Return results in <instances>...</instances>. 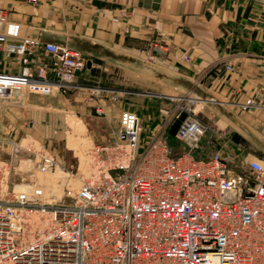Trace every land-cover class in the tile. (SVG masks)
Here are the masks:
<instances>
[{
	"label": "built area",
	"instance_id": "1",
	"mask_svg": "<svg viewBox=\"0 0 264 264\" xmlns=\"http://www.w3.org/2000/svg\"><path fill=\"white\" fill-rule=\"evenodd\" d=\"M120 16L133 12L122 10ZM15 35L0 17V45L21 65L18 73L0 72L2 100L14 99V92L50 97L71 88L89 90L74 82L87 64L81 51L30 36L10 41ZM36 49L49 65L35 66ZM169 53L168 45L155 41L147 54ZM91 90L98 99L102 89ZM261 99H247L242 108L259 107ZM169 100L173 110L148 143L139 115L121 113L112 141L87 150L86 171L68 172V183L80 176V186L64 192L69 203L46 200L41 188L21 191L14 178L21 152L32 156L26 163L36 170L61 168L54 155L13 142L5 159L0 141V264H264V160L236 166L235 154H224L232 142L224 130L212 131L223 142L220 149L198 156L208 132L197 110L201 100ZM96 113L103 115L101 108ZM182 114L186 118L171 137Z\"/></svg>",
	"mask_w": 264,
	"mask_h": 264
},
{
	"label": "crops",
	"instance_id": "2",
	"mask_svg": "<svg viewBox=\"0 0 264 264\" xmlns=\"http://www.w3.org/2000/svg\"><path fill=\"white\" fill-rule=\"evenodd\" d=\"M122 10L133 16L122 18ZM0 17L15 28L10 41L30 36L81 51L87 64L75 84L102 89L96 100L91 89L1 100L3 154L20 137L51 136L62 127L61 116L64 130L73 119L92 118L116 128L121 113L130 110L152 136L170 115L158 105L193 95L201 100L199 118L208 127L198 156L219 150L223 142L212 131L224 130L236 145L224 154L264 160V0H40L36 5L0 0ZM155 41L168 45L170 53L149 56ZM33 59L35 66L50 64L42 49ZM20 67L0 45V72L13 74ZM257 96L262 97L259 107L242 108ZM171 145L183 150L176 140Z\"/></svg>",
	"mask_w": 264,
	"mask_h": 264
},
{
	"label": "rangeland",
	"instance_id": "3",
	"mask_svg": "<svg viewBox=\"0 0 264 264\" xmlns=\"http://www.w3.org/2000/svg\"><path fill=\"white\" fill-rule=\"evenodd\" d=\"M153 45V43H152ZM152 45L149 49L152 48ZM20 72V70H19ZM18 73V72H17ZM73 89L78 90L79 88H71L66 92H56L59 95L68 96L70 91ZM93 89V88H89ZM14 97L19 96L17 93H13ZM20 97V96H19ZM2 99L0 98V101ZM200 105L198 106L197 110L200 113ZM158 108H163L162 110L171 114L173 110V104L164 105L161 107L158 105ZM61 115H59L60 117ZM62 118V127L55 130L51 136L49 135H35L36 137L32 138H23L20 137L18 141H14L17 143H21V146L24 148H29L31 146L39 149L41 147L45 148L48 153L55 156V159L60 163L61 168L57 169L56 171L52 170H36L34 168L29 167L26 163L27 160L32 157L28 152L23 151L20 154L19 160L21 162L17 164L16 167V175H14L15 181H17L18 185L22 188L21 191L25 189H30L28 186H33V189L41 188L43 197L46 200L54 198L57 202L61 203H69L70 199L64 195V192L67 187L71 188H78L80 186V179L79 177L73 178V180L68 183L66 176L68 172H78L79 175H82L87 168L88 165V156L87 150L90 149L94 144L97 143H108L112 141L113 133L116 128H111L106 120L92 118L85 123L88 127H85V123L81 120L73 119L69 121L71 124L70 128L64 130V122L65 117L61 116ZM64 121V122H63ZM38 122V121H37ZM39 124V123H38ZM38 127V125H37ZM154 138V135L150 136L147 135L146 132L143 131L142 139L144 142L148 143ZM230 148L236 147L234 145L233 138L231 139ZM42 142V143H39ZM9 152H12V147L10 148ZM10 153H4L3 157L5 159L10 158ZM236 166L241 169L246 168V163L242 159H237L235 162ZM24 173V181L21 182L19 174L21 175ZM34 175V176H33Z\"/></svg>",
	"mask_w": 264,
	"mask_h": 264
},
{
	"label": "water",
	"instance_id": "4",
	"mask_svg": "<svg viewBox=\"0 0 264 264\" xmlns=\"http://www.w3.org/2000/svg\"><path fill=\"white\" fill-rule=\"evenodd\" d=\"M186 118L185 114H182L181 117L176 121V123L171 127L169 134L171 137H174L176 134V131L178 129V126L181 124V122Z\"/></svg>",
	"mask_w": 264,
	"mask_h": 264
},
{
	"label": "bare ground",
	"instance_id": "5",
	"mask_svg": "<svg viewBox=\"0 0 264 264\" xmlns=\"http://www.w3.org/2000/svg\"><path fill=\"white\" fill-rule=\"evenodd\" d=\"M22 188V187H21ZM25 189V188H24Z\"/></svg>",
	"mask_w": 264,
	"mask_h": 264
}]
</instances>
